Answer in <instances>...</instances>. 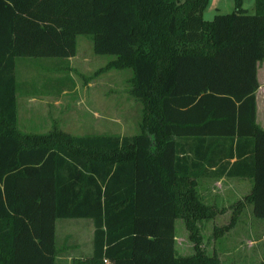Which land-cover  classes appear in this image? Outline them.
I'll return each mask as SVG.
<instances>
[{"label": "trees", "instance_id": "trees-1", "mask_svg": "<svg viewBox=\"0 0 264 264\" xmlns=\"http://www.w3.org/2000/svg\"><path fill=\"white\" fill-rule=\"evenodd\" d=\"M208 0H0V264H56V218L92 222L91 252L69 264H221L201 244L213 210L197 178L248 176L264 217V128L255 122L264 0L203 18ZM90 37L106 66L129 67L141 104L130 135L16 127L15 57H67ZM182 219L193 251L174 249ZM264 256V252H263Z\"/></svg>", "mask_w": 264, "mask_h": 264}, {"label": "rangeland", "instance_id": "rangeland-1", "mask_svg": "<svg viewBox=\"0 0 264 264\" xmlns=\"http://www.w3.org/2000/svg\"><path fill=\"white\" fill-rule=\"evenodd\" d=\"M233 1L208 0L203 18L210 19L214 13L231 10ZM252 2L242 0L247 12L253 11ZM113 57L110 53L94 52L90 37L85 33L75 35V51L67 57H15L18 89L26 86L28 93L41 100L27 106L19 99L17 129L41 133L57 128L73 135L138 132L141 104L128 90L131 70L106 66ZM210 180L213 178L201 176L196 184L199 199L213 210L212 216L198 222L200 245L207 253H216L221 264H264V217L248 221L246 210L240 208V213L235 212L236 218L239 213L238 219L220 233H213L229 221L245 183L236 185V181L228 177L220 185ZM78 219L84 218L55 220L57 255H68L56 257V264H69L71 255L88 252L89 221ZM174 249L177 254L193 251L179 217L174 219Z\"/></svg>", "mask_w": 264, "mask_h": 264}, {"label": "crops", "instance_id": "crops-1", "mask_svg": "<svg viewBox=\"0 0 264 264\" xmlns=\"http://www.w3.org/2000/svg\"><path fill=\"white\" fill-rule=\"evenodd\" d=\"M241 5H242V3H241ZM256 79H257L258 85H257V87L255 89V92H254V95H255V122L261 128H264V59L258 60L256 62ZM25 80H23V81H25ZM17 84H18V81L16 79V91H15L16 112H17L18 106H19V99H22V102L24 103V105H27V106H29V105H31V104H33L35 102L36 103L41 102V100H38V98H36L35 95L27 92L26 86L25 87H21V90H20V89H18V85ZM203 177L204 178L208 177V179L209 178H213V180H210L209 182H212V183H215V184H219V185L221 184V181L225 177L233 178L234 181H236V185H241V183H245L246 187H245L244 190H242V193L238 196L237 199H241L243 197V195L246 194L249 191V189L251 187V184H252V180L248 176H239V175L238 176H227V175L221 174L219 176L207 175V176H203ZM211 189H213V188H211ZM237 192H239V191H237ZM240 208L241 209L243 208L242 210H246V213L248 215V217H246V219L248 221L254 220L253 218H255V216L251 212V203L250 202H244L243 205ZM238 212L240 213L241 210L238 211ZM238 214H237V218L235 217V220L238 219ZM78 218H83V217H78ZM63 219H65V218H63ZM68 219H71V218H68ZM78 220L89 221L90 236H89V240H88V245H89L88 246V252L84 253V254L80 253V254H75V255H71V256H85V255L90 254V252H91V236H92V228H93L92 222H91L90 218H84V219H78ZM54 229H55V221H54ZM65 255H67V254H65ZM65 255H63V253H62V254L56 255V257H63ZM67 256H65V257H67Z\"/></svg>", "mask_w": 264, "mask_h": 264}, {"label": "built area", "instance_id": "built-area-1", "mask_svg": "<svg viewBox=\"0 0 264 264\" xmlns=\"http://www.w3.org/2000/svg\"><path fill=\"white\" fill-rule=\"evenodd\" d=\"M104 264H110L108 260L104 259Z\"/></svg>", "mask_w": 264, "mask_h": 264}]
</instances>
